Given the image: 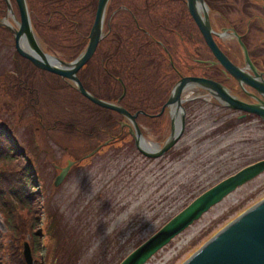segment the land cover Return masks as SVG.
<instances>
[{"label": "rangeland", "instance_id": "374dc122", "mask_svg": "<svg viewBox=\"0 0 264 264\" xmlns=\"http://www.w3.org/2000/svg\"><path fill=\"white\" fill-rule=\"evenodd\" d=\"M9 2L13 12L6 0H0V17L8 16L16 27L18 7L15 0ZM47 2L26 0L35 37L48 54L72 60L82 47L73 44L76 32L70 23L78 14L83 21L78 31H88L96 0H64L71 13L50 20L47 15L55 3ZM118 3L136 13L144 2L110 0V8ZM184 30L191 34L190 43L170 46L172 56L183 73H201V63L193 60L196 54L201 58L199 32L195 27ZM143 36L127 11L114 13L107 42L109 56L101 58L103 42L80 74L90 92L116 102L121 85L118 79L104 81L106 66L125 83L123 106L130 111L142 107L157 113L174 77L164 78L163 65L156 60L162 58V52H155L151 44L141 46ZM162 54L170 69L167 53ZM24 75L28 89L16 78ZM182 97L187 114L183 132L162 155L143 154L126 128L119 138L104 142L118 134L122 120H129L82 96L58 74L42 71L20 56L9 29L0 24V188L19 190L25 179L34 183L37 188L29 195V206L37 207L33 214L38 218L32 228L27 205H19L17 196L5 203L0 198V207L15 204L11 219L16 221L17 214L23 219L12 230L0 209V240L21 239L2 251L8 257L0 264H18L19 253L25 262L24 240L30 244L33 264H117L194 194L264 157L262 120L254 118L252 125L236 129L231 119L219 124L212 104L201 105V87L189 85ZM169 118L166 109L155 117L139 114L136 120L145 140L161 145L170 130ZM263 197L264 170L209 208L145 264H180ZM35 227L41 229L40 237L33 235Z\"/></svg>", "mask_w": 264, "mask_h": 264}, {"label": "water", "instance_id": "95a60500", "mask_svg": "<svg viewBox=\"0 0 264 264\" xmlns=\"http://www.w3.org/2000/svg\"><path fill=\"white\" fill-rule=\"evenodd\" d=\"M15 1L20 15V19L16 20L18 26H11L2 17H0V24L6 25L12 30L17 52L29 59L37 67L56 73L71 81L80 93L97 105L114 109L123 114L130 122L127 125L129 132L133 136L135 145L146 156L156 157L162 155L176 143L182 134L185 125V107L182 104L183 98L181 94L189 85L200 87L203 85L213 95H221L227 105L246 108L264 117L263 107L257 104H245L236 101L225 91L220 83L199 75H183L175 81L168 98L158 112V114L161 113L164 106H169L170 130L167 136L161 145L157 144L155 148L146 147L142 143L145 137L136 121L139 111L130 112L118 101L113 102L93 94L84 87L76 73L89 60L100 39L103 14L108 0H97L94 20L89 30V40L83 50L69 61L50 55L41 48L30 22L26 0ZM6 3L8 9L13 12L9 0H6ZM186 3L199 29L201 30L202 27L204 30L201 24V0H186ZM22 35L26 37L28 42L27 48H23L20 45L19 40ZM207 40L221 61L225 63L229 70L233 71L234 67L232 63L227 58L223 59L217 51L212 38L208 37ZM47 56L52 57L54 61L59 63L55 64L51 62ZM124 92L125 88L123 85V91L119 98ZM171 104H175L176 106L174 113L171 112ZM263 170L264 157L244 165L234 173L227 175L206 188L145 240L129 251L118 264H144L158 249L167 244L195 219H198L211 206ZM23 255L28 264H33L31 249L27 240L23 242ZM180 264H264V197L227 222Z\"/></svg>", "mask_w": 264, "mask_h": 264}, {"label": "flooded vegetation", "instance_id": "af4514ba", "mask_svg": "<svg viewBox=\"0 0 264 264\" xmlns=\"http://www.w3.org/2000/svg\"><path fill=\"white\" fill-rule=\"evenodd\" d=\"M58 1L63 3L64 0ZM141 1L144 3L140 4L137 12L134 13L124 3H118V6L111 9L110 7L112 5H110V0H108L103 14L101 36L94 53L98 51L99 45L104 42L102 59L105 60L109 56L107 42L111 18L118 11H127L131 15L136 29L141 30L144 35L140 40L141 46L151 44L155 52L167 53L169 57L170 69L164 65V60L166 59L162 53V58H156L163 65L164 78L172 77V75L174 77V81L172 83L170 82L169 91L166 93L163 103L168 98L173 84L179 77L183 75H199L220 83L225 91L236 101L245 104H257L264 108V0H201V24L204 30L202 27L201 30L199 29L188 10L186 0H140V3ZM110 9L112 10L111 12H109ZM95 10L91 23L88 26V31L87 28L81 32L78 31V24L83 22L81 21V16L77 14L72 19L70 25L72 28L74 24L73 31L76 32L74 34L73 44L82 48L87 44ZM107 10L109 13H107ZM147 17L150 18V21ZM105 26L106 28L104 29ZM191 27H195L198 30V38H201V58L197 54L196 57H193V60L198 64L201 63V73L195 71L183 73L177 67L170 49V46L173 45H186L190 43L191 34L186 35L184 28L189 29ZM8 29L11 37L14 39L12 30L10 28ZM169 34H172V38L167 37ZM208 37L212 38L217 51L223 59L225 60L227 58L232 63L234 67L233 71L229 70L214 52L207 40ZM109 74L113 75L110 72ZM77 75L86 87L84 83L85 77H80L78 71ZM16 78L28 89L29 81L27 76L24 75ZM66 82L75 88L71 81L66 80ZM208 90L205 86L201 85V105L203 106L204 103L213 105L216 109V115L220 119L219 124L223 123L226 119H231L236 129L237 126L242 129L245 125H252L254 118H259L264 122V117L261 114L246 108L231 107V105L225 103L221 95H213ZM166 109L169 110V106H164L163 111L159 114L158 112L148 113L142 107H138L136 110L140 111L138 115L145 114L155 117L162 115ZM207 114L208 116L211 115L209 112ZM125 128L129 132L127 120L124 119L121 122V128H119L118 134L106 137L107 140L104 142H110L119 138L125 133Z\"/></svg>", "mask_w": 264, "mask_h": 264}, {"label": "trees", "instance_id": "16d2710c", "mask_svg": "<svg viewBox=\"0 0 264 264\" xmlns=\"http://www.w3.org/2000/svg\"><path fill=\"white\" fill-rule=\"evenodd\" d=\"M55 3L53 6H52V9L49 11V13H48V15H47V17H48V20H50V18L52 19V17H56V16H68L70 13H71V10H68L69 8L68 7H66L65 6V4L66 3H61V1H58V0H48V2H47V4L48 3ZM62 16V17H63ZM66 16V17H67ZM70 29H72V28H70ZM102 44V43H101ZM100 46V45H99ZM78 48H79V46H78ZM97 53V52H96ZM96 53H94L90 58H89V60L83 65V66H81V68H83L85 65H87L90 61H91V59L94 57V55L96 54ZM102 58V57H101ZM103 60V59H102ZM103 62V61H102ZM103 64H104V62H103ZM81 68L78 70V73H79V75H80V77L81 76H83V75H81L80 74V70H81ZM104 70L106 71V73H107V76H106V78H105V82H107V81H109V79H111V80H116L117 79V77H118V75H115L113 72H111V71H109L108 70V68L106 67V66H104ZM109 72L110 73H112L113 75H111V74H109ZM51 73V72H50ZM52 74H54V73H52ZM85 77V76H84ZM122 77V76H121ZM84 81H85V78H84ZM119 84H120V82H119ZM108 86V85H107ZM113 87H112V89L114 90V91H116V88L115 87H117V86H115V83H113V85H112ZM78 92V91H77ZM83 96V95H82ZM125 97V95L121 98V100L123 99ZM102 107V106H101ZM111 110H113V109H111ZM115 111V110H114ZM152 117V116H151ZM34 183H32V182H29L27 179H25V183H23V185H22V187L19 189V190H17V189H7V188H3V187H1L0 188V198L2 199V202L3 203H5L6 202V200H10V198H11V196H17L18 197V203H19V205H23V204H25V205H27V210H28V212L31 214V223H30V225H31V227L33 228V225H34V223H35V220H36V225H37V220H38V218H37V214L36 215H34L33 213H36L37 212V207H35V206H32V205H30L29 206V204H30V202H29V195H31V193L36 189V187H34ZM29 187L30 188V190L29 191H27L26 190V187ZM33 187V188H32ZM201 191H199V192H197V193H200ZM196 193V194H197ZM196 194H194V196L196 195ZM193 197V196H192ZM191 197V198H192ZM190 198V199H191ZM189 199V200H190ZM188 200V201H189ZM187 201V202H188ZM186 202V203H187ZM186 203H184V204H186ZM183 204V205H184ZM0 209H1V211L3 212V213H5V217H6V220L9 222V226L12 228V230H14L15 229V225L16 224H18V223H20V222H22V218H21V216L19 215V214H17L16 215V218H17V220L16 221H14L13 219H11V217H12V214H11V212H12V210L13 209H15V204L13 203V204H11L10 206H5V207H0ZM177 210V209H176ZM172 214H170V215H168L163 221H161L158 225H157V227L155 228V229H157L160 225H162L170 216H171ZM32 228H31V231H32ZM36 228V230L35 231H33V235L34 236H36V237H40V235L42 234V232H41V229H38L37 227H35ZM154 229V230H155ZM20 240L21 239H17V238H12V239H10V238H8L7 239V241H4V240H0V262H3L2 260V258L4 257V258H7L8 256L6 255V254H4L2 251L5 249H10V248H12L13 246H15V244H17V243H19L20 242ZM36 245H37V241L36 242H33V244H32V247L33 248H35L36 247ZM18 264H26L24 261H23V259H22V257H21V253H19L18 254Z\"/></svg>", "mask_w": 264, "mask_h": 264}, {"label": "bare ground", "instance_id": "6f19581e", "mask_svg": "<svg viewBox=\"0 0 264 264\" xmlns=\"http://www.w3.org/2000/svg\"><path fill=\"white\" fill-rule=\"evenodd\" d=\"M4 21L5 22H9V19H8V16H5L4 17ZM19 42H20V45L23 47V48H27L28 47V42H27V40H26V37L24 36V35H22L21 37H20V40H19ZM47 58L51 61V62H53V63H59V62H57V61H54L53 60V58L52 57H50V56H47ZM209 91V90H208ZM222 101V100H221ZM223 102H224V100H223ZM175 104H171V106H170V109H171V112L172 113H174V111H175ZM232 107V106H231ZM177 117H178V113H177ZM263 118V117H262ZM142 143H143V145L144 146H146V147H156L157 145L156 144H154V143H151V142H149V141H146V140H143L142 141Z\"/></svg>", "mask_w": 264, "mask_h": 264}]
</instances>
